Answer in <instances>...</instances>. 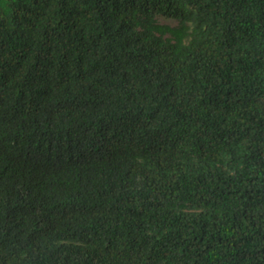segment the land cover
I'll return each instance as SVG.
<instances>
[{"label": "trees", "instance_id": "trees-1", "mask_svg": "<svg viewBox=\"0 0 264 264\" xmlns=\"http://www.w3.org/2000/svg\"><path fill=\"white\" fill-rule=\"evenodd\" d=\"M0 264H264V0H0Z\"/></svg>", "mask_w": 264, "mask_h": 264}, {"label": "rangeland", "instance_id": "rangeland-1", "mask_svg": "<svg viewBox=\"0 0 264 264\" xmlns=\"http://www.w3.org/2000/svg\"><path fill=\"white\" fill-rule=\"evenodd\" d=\"M158 20L161 23H168V24L173 25V26L177 25V21H175L173 19L159 17Z\"/></svg>", "mask_w": 264, "mask_h": 264}, {"label": "clouds", "instance_id": "clouds-1", "mask_svg": "<svg viewBox=\"0 0 264 264\" xmlns=\"http://www.w3.org/2000/svg\"><path fill=\"white\" fill-rule=\"evenodd\" d=\"M159 21V20H158ZM176 21V20H175ZM159 23H161V22H159ZM166 24H168V23H166ZM177 24H178V22H177ZM170 25V24H169ZM171 26H173V25H171ZM176 26V25H175Z\"/></svg>", "mask_w": 264, "mask_h": 264}]
</instances>
